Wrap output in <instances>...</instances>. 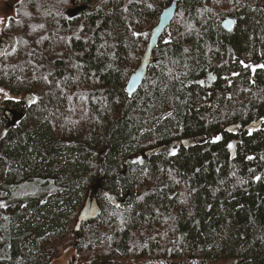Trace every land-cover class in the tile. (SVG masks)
I'll return each instance as SVG.
<instances>
[{"label":"trees","instance_id":"1","mask_svg":"<svg viewBox=\"0 0 264 264\" xmlns=\"http://www.w3.org/2000/svg\"><path fill=\"white\" fill-rule=\"evenodd\" d=\"M171 1L8 3L0 264H51L62 253L73 264H264V0H179L128 95L127 79ZM76 6L85 10L72 14ZM256 63L262 68L251 71ZM228 125L253 131L229 149ZM196 138L203 142H186ZM25 181L45 188L17 197ZM94 184L97 213L75 230Z\"/></svg>","mask_w":264,"mask_h":264},{"label":"water","instance_id":"2","mask_svg":"<svg viewBox=\"0 0 264 264\" xmlns=\"http://www.w3.org/2000/svg\"><path fill=\"white\" fill-rule=\"evenodd\" d=\"M178 1L179 0H172L169 5H167L160 11L157 22L155 23V25L152 27V29L149 32V36L145 43L143 53L140 56L138 65L134 70L131 71L127 79L125 90L128 94L130 95L133 94L143 82V79L145 78L146 73H147V68L151 63V56H152L151 49L153 46L158 44L159 38L165 34L166 29L169 27L175 15ZM83 10H85V8L76 7L75 9L71 10V13L77 14ZM221 25L224 30L230 31L234 28V21L232 19H224L221 22ZM9 39L11 43L14 44V39L12 38V36L7 35L4 38H0V50L2 49V46L4 45L2 41L5 42V41H8ZM237 129L238 127L235 125L226 126L224 128V130L228 132H235ZM80 220H81V217H79L78 221Z\"/></svg>","mask_w":264,"mask_h":264},{"label":"rangeland","instance_id":"3","mask_svg":"<svg viewBox=\"0 0 264 264\" xmlns=\"http://www.w3.org/2000/svg\"><path fill=\"white\" fill-rule=\"evenodd\" d=\"M16 0H9L7 4L6 2L0 0V24L4 22V16L10 13L11 9L9 7L8 3H14ZM12 13V11H11ZM40 182H32V181H25L20 184H18V187L13 192L14 195L17 197H28V196H35L39 194L41 191L44 190V186L39 184ZM97 185L94 184L86 197V200L83 204L81 216L83 217V221L89 219L86 216H88L89 213L92 214L93 210V216L97 213V208L95 205V199L94 195L97 190ZM91 216V215H90ZM87 218V219H86ZM81 222V223H82ZM81 223H77L75 228H79ZM73 259L71 254H64L60 255L58 259H55L51 264H73ZM74 264H82L80 262L74 261ZM111 264H238L237 261H225L222 259H215V260H207V259H190V258H179L174 259L172 261H164L159 260L156 262H143V261H119L115 260Z\"/></svg>","mask_w":264,"mask_h":264},{"label":"flooded vegetation","instance_id":"4","mask_svg":"<svg viewBox=\"0 0 264 264\" xmlns=\"http://www.w3.org/2000/svg\"><path fill=\"white\" fill-rule=\"evenodd\" d=\"M5 19H6V16H4V21H5ZM224 31H226V30H224ZM230 31H232V30H230ZM229 31V32H230ZM2 43H4V45L2 46V48H3V50H5L6 48H8V47H10V44H11V41H10V39L8 40V41H2ZM2 50V51H3ZM1 52V51H0ZM263 61H261V63H262ZM248 67L250 68V70L251 71H253V70H255V69H258V67H260L257 63L256 64H249L248 65ZM262 67H260V69H261ZM234 124V123H233ZM251 124H254V122L253 123H251ZM235 126H237L239 129H237L235 132H233L232 134H234V138H231V142L229 143V144H231V145H233V147H235L236 145H238V144H240V142H241V139H242V137L244 136V132L243 131H246V130H248V126H243V127H239L238 125H235ZM244 128H246V129H244ZM225 131V130H224ZM183 140L181 141V143L183 144ZM188 144H191V143H194V142H203V140L201 139V138H196V139H189V140H187L186 141ZM175 146H177V145H175Z\"/></svg>","mask_w":264,"mask_h":264},{"label":"snow or ice","instance_id":"5","mask_svg":"<svg viewBox=\"0 0 264 264\" xmlns=\"http://www.w3.org/2000/svg\"><path fill=\"white\" fill-rule=\"evenodd\" d=\"M41 27H42V26H41ZM133 34H134V35H139L138 33H133ZM33 102H35V101H33ZM252 131H253L252 129H249V130H248L249 135H251ZM218 139H219V137L216 138V140H218ZM214 142H215V141H214ZM228 147H229V149H232L233 145L229 144ZM171 154H172V155H175V154H176L175 150H173ZM248 158H249V159H252V157H248ZM256 179H259V177H257ZM2 206H3V205H0V207H2Z\"/></svg>","mask_w":264,"mask_h":264},{"label":"bare ground","instance_id":"6","mask_svg":"<svg viewBox=\"0 0 264 264\" xmlns=\"http://www.w3.org/2000/svg\"><path fill=\"white\" fill-rule=\"evenodd\" d=\"M76 7H82V6H76ZM76 7H74L73 9H75ZM71 10H72V9H71ZM224 19H232V20L234 21V19L231 18V17H226V18H224ZM224 19H223V20H224ZM223 20H222V21H223ZM222 21H221V22H222ZM234 25H235V22H234ZM221 26H222V25H221ZM156 46H157V45H155V46L152 47V49H151L152 54H153V51H154V49L156 48ZM151 58H152V56H151ZM148 67H149V66H148ZM147 71H148V68H147ZM146 74H147V73H146ZM125 85H126V84H125ZM138 88H139V87H138ZM138 88H137V89H138ZM125 91H126V90H125ZM136 91H137V90H136ZM136 91H135V92H136ZM135 92H134V93H135ZM126 93H127V92H126ZM134 93H133V94H134ZM127 94H128V93H127ZM133 94H131V95H133ZM128 95H130V94H128ZM228 126H231V125H228Z\"/></svg>","mask_w":264,"mask_h":264}]
</instances>
